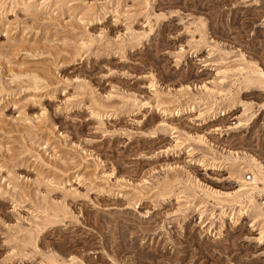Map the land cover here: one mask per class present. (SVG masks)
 <instances>
[{"label": "rangeland", "instance_id": "obj_1", "mask_svg": "<svg viewBox=\"0 0 264 264\" xmlns=\"http://www.w3.org/2000/svg\"><path fill=\"white\" fill-rule=\"evenodd\" d=\"M251 157L264 0H0V264H264Z\"/></svg>", "mask_w": 264, "mask_h": 264}, {"label": "bare ground", "instance_id": "obj_2", "mask_svg": "<svg viewBox=\"0 0 264 264\" xmlns=\"http://www.w3.org/2000/svg\"><path fill=\"white\" fill-rule=\"evenodd\" d=\"M28 76L31 77L34 83V89H37L39 87L38 82L41 78L39 79V77L34 74H28ZM240 158L241 157L237 156L235 159ZM240 161L241 160H239V162ZM240 165H243V169H246V172H249L252 175L250 178H248V180H250L251 182H247L243 177H238L239 182L241 183L238 191L234 193L217 194L216 197L212 198L220 206H229L236 208L240 207V210L242 212L244 209L250 210L254 206V196L257 193H261V191L264 189V166L261 164V162L253 157L246 160V162L244 161V163H241ZM260 185H263V188H261ZM246 199L248 200L247 204H245Z\"/></svg>", "mask_w": 264, "mask_h": 264}]
</instances>
